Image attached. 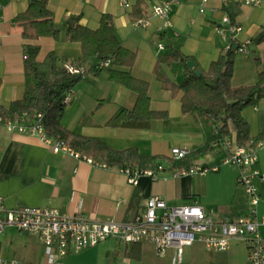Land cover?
I'll use <instances>...</instances> for the list:
<instances>
[{"label":"crops","instance_id":"crops-1","mask_svg":"<svg viewBox=\"0 0 264 264\" xmlns=\"http://www.w3.org/2000/svg\"><path fill=\"white\" fill-rule=\"evenodd\" d=\"M138 1L129 0L131 9H127L120 0H49L60 38L56 41L44 37L35 44L41 47L40 61L55 53L63 65L79 67L82 46L70 42L69 25L79 22L84 28L96 31L103 17L109 15L119 41L136 53L131 73L149 83L151 110L164 113L166 117L154 120L149 129L142 131L109 127L108 123L120 109L135 108L137 93L110 80L107 71L95 72L94 67L99 62L95 60L91 63L93 72L86 74L73 89V100L66 106L62 124L71 133L102 140L116 151L135 148L146 157H164L167 162H160L164 171L152 169L156 171V178L143 175L134 186L120 169H103L62 153L56 154L40 139L10 133L0 125V194L7 209L55 208L72 213L75 204L71 197L77 195L84 201V212L88 217L129 222L146 212L150 198L161 197L170 207L201 206L215 219H239L250 215L251 199L238 183V167L223 166L226 150L212 145L214 130L220 124L185 115L182 108L184 93L174 94L165 89L156 68L159 67V72L175 85H182L187 73L185 65L162 60L176 50L190 58L198 71L207 72L229 45V40L224 41L216 33L228 12L242 28L236 35L238 42L251 43L249 54H236L232 84L234 88L256 85L259 74L264 72V41H259L264 32V0L259 7L245 6L244 0H232L228 9L222 0H209L203 14L200 12L203 0H179L170 15L173 27L167 30L158 19H152L148 28L137 29L134 21L165 0H144L142 12L137 15ZM29 2L31 0H0L3 18L0 24V105L5 108L25 96L24 45L27 43L15 19L28 9ZM243 117L250 125L252 138L264 131V93L254 106L243 111ZM231 130L235 139L236 130L233 126ZM166 137L174 139L173 143L170 144ZM164 143H169L170 149L185 148L194 152L210 145L209 152L192 157L190 163L221 166L220 172L207 176H177L182 170L172 169L169 162L172 155L160 150ZM255 169L264 177V149L259 151ZM254 184L261 197L258 213L264 216V181L256 179ZM261 233L264 237V230ZM0 248L5 260H17L22 264H121L124 256L130 264H172L176 255V250L170 249L165 257H161L150 242L125 247L120 241L109 239L62 258L38 237L15 228L5 231ZM249 252L246 244L239 240H233L226 252L209 250L200 242L184 249L182 264H248Z\"/></svg>","mask_w":264,"mask_h":264},{"label":"built area","instance_id":"built-area-1","mask_svg":"<svg viewBox=\"0 0 264 264\" xmlns=\"http://www.w3.org/2000/svg\"><path fill=\"white\" fill-rule=\"evenodd\" d=\"M122 5L131 9L129 0H120ZM209 0H203L200 12H206ZM232 0H222L223 6L228 9ZM179 0H165L155 5L151 12L134 21L137 29H145L151 26L152 19H158L163 23L164 29L173 27L170 15L174 5ZM263 0H244L248 7H259ZM3 18L0 9V24ZM242 31L239 24H235L228 12L222 19V26L216 28V33L224 41L229 40L225 53L234 50L236 54H249L250 42L240 44L236 35ZM2 36L0 34V45ZM161 49H165L160 45ZM113 67L112 60L99 61L94 67L95 72L106 71ZM73 75L85 76L86 68L67 66ZM73 100V89L63 98V105L68 106ZM44 115H28L14 120L5 121L0 117V125L8 132L28 135L40 139L50 151L56 154H64L91 166L103 169L110 167L103 162L83 156L62 140H55L47 133L44 127ZM214 135L220 137L219 128L214 130ZM236 139L219 138L213 142L214 147H223L227 157L222 162L223 166L233 165L238 167V183L242 186L251 199L252 211L249 216L232 219H215L201 206L184 205L170 207L161 197H152L147 203L146 212L138 215L129 222L100 221L88 217L84 212V201L77 195H72L71 202L75 204L72 213H63L55 208H19L10 210L5 207L4 198L0 194V247L2 236L8 228H15L39 238L47 247L58 252L59 257H66L72 253H80L91 247H96L109 239H116L123 245L141 244L150 242L155 245L158 255L165 257L170 249L176 250L172 264H182L184 249L196 243L203 244L207 249L216 252H226L233 240H239L249 249L248 264H264V216H259L258 207L261 197L255 183L256 179L264 181L260 171L255 169L259 161V151L264 149V141L252 143L248 147H242ZM194 151L185 148H174L171 151L172 161L181 162L194 156ZM221 166L208 167L204 165H192L191 168L178 172L181 175L207 176L220 172ZM157 171H164L159 165ZM130 184L137 186L140 177L149 176L156 178V171L152 169L140 171L135 167L120 169ZM0 264H22L17 260H5L1 256ZM61 264V263H57ZM121 264H130L128 257L124 256Z\"/></svg>","mask_w":264,"mask_h":264},{"label":"trees","instance_id":"trees-1","mask_svg":"<svg viewBox=\"0 0 264 264\" xmlns=\"http://www.w3.org/2000/svg\"><path fill=\"white\" fill-rule=\"evenodd\" d=\"M28 9L16 16L15 23L22 28V37L27 44L25 48L26 91L20 101L13 102L9 108L0 105V117L3 120H14L28 115H44V127L55 140H62L83 156L98 162L106 163L114 169L135 167L140 171L157 169L162 157H146L135 148L116 151L102 140L75 135L63 124L66 106L64 96L76 87L84 76L73 75L63 65L55 53H50L40 61L41 47L35 44L44 37L60 38L56 29L54 15L49 0H31ZM144 0L138 1L136 14L142 12ZM67 36L70 42L80 43L82 55L79 67L87 66L92 61L112 60L113 67L106 70L110 80L121 84L137 93V103L133 110L120 109L110 120L111 128L149 129L156 119L165 118L164 113L151 110L148 82L135 78L131 73L136 61V53L125 48L116 36L112 18L105 15L98 30L84 28L79 22L69 25ZM264 41V32L259 37ZM167 63L182 62L187 70L182 85L177 86L156 68V74L162 86L174 94L183 92L182 108L185 115L208 119L219 125L220 137L212 136V143L219 138H232L231 127L236 130V141L242 147L264 141V131L252 138L250 125L243 117V111L254 106L264 93V72L259 74L256 85L234 88L236 53L230 50L223 52L214 61L207 72L201 71V78L195 74L198 67L189 68L190 58L180 51L173 50L162 59ZM119 68H115V67ZM121 68V69H120ZM2 82L0 81V88ZM211 150L210 145L194 153L193 157H201ZM165 159V158H164ZM174 162L169 160L173 170L191 168L190 160ZM138 245V244H133ZM132 245V246H133Z\"/></svg>","mask_w":264,"mask_h":264},{"label":"rangeland","instance_id":"rangeland-1","mask_svg":"<svg viewBox=\"0 0 264 264\" xmlns=\"http://www.w3.org/2000/svg\"><path fill=\"white\" fill-rule=\"evenodd\" d=\"M93 62V64H94V61H92ZM92 62H90L89 63V65L87 66V68H86V71H87V74H89V73H91V72H93V64H91ZM91 64V65H90ZM85 68V67H84ZM65 115V114H64ZM64 118V117H63ZM166 139H168V142H170V144L171 143H173V140L174 139H171V138H169V137H166ZM161 146H163V147H161L160 148V150H162L163 152H167V153H165V154H170L171 155V149H172V147H171V149L169 148L170 147V145H169V143H164V144H161ZM171 146H173V145H171ZM169 148V149H168ZM170 150V151H169ZM165 160L166 159H164V157H162V162L163 163H165ZM166 162H167V160H166ZM212 174H214V173H211V174H209V175H212Z\"/></svg>","mask_w":264,"mask_h":264},{"label":"water","instance_id":"water-1","mask_svg":"<svg viewBox=\"0 0 264 264\" xmlns=\"http://www.w3.org/2000/svg\"><path fill=\"white\" fill-rule=\"evenodd\" d=\"M188 66H189V68L193 69V67H195V63H194V62H189V63H188ZM195 74H196V76L199 77V78H201V76H202L201 72L198 71V70L195 71Z\"/></svg>","mask_w":264,"mask_h":264}]
</instances>
